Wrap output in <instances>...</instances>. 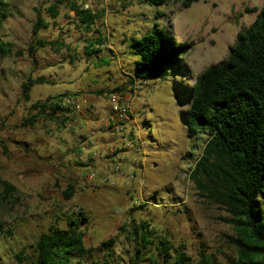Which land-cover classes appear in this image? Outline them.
<instances>
[{"label":"rangeland","instance_id":"374dc122","mask_svg":"<svg viewBox=\"0 0 264 264\" xmlns=\"http://www.w3.org/2000/svg\"><path fill=\"white\" fill-rule=\"evenodd\" d=\"M3 1L9 17L0 41L10 53L0 56V264H30L40 236L68 228L70 219L89 250L70 264H133L137 257L139 264H174L180 251L186 264L237 260L230 214L190 178L208 135L188 138L185 90L228 57L264 0H199L189 8L185 0H63L56 19L48 11L56 0ZM74 6L96 14L92 31ZM39 15L49 27L34 36ZM157 27L192 45L182 57L186 67L166 79L133 81L131 43ZM98 38L102 44L88 55ZM37 79L43 83L27 99L24 84ZM116 92L133 96L123 117L111 106ZM58 96L64 111L53 118L54 107H35ZM2 181L16 187L13 197L4 195ZM143 221L151 242L141 246L134 227Z\"/></svg>","mask_w":264,"mask_h":264},{"label":"trees","instance_id":"16d2710c","mask_svg":"<svg viewBox=\"0 0 264 264\" xmlns=\"http://www.w3.org/2000/svg\"><path fill=\"white\" fill-rule=\"evenodd\" d=\"M145 1L160 6L167 0ZM198 1L185 0L183 8ZM62 2L56 0L49 7L53 19L59 16ZM6 7L7 4L0 0V28L9 17ZM72 11L80 17L87 32L92 31L96 14L77 6ZM251 11L257 13L256 21L238 33L228 57L209 66L185 90L190 104L186 113L188 138L193 140L200 134L208 135L190 178L201 196L219 204L231 216L228 221L237 235L234 241L237 260L232 264H264V4L261 9L255 7ZM48 27L39 15L33 27L34 36ZM102 41L98 38L91 42L88 55L95 53L94 45H100ZM37 43L40 47L49 45L41 40ZM191 49L192 45L178 44L173 33L157 27L153 33L132 41L130 52L138 60L134 62L131 79L143 83L154 78L166 79L175 67L178 72L186 67L182 57ZM9 53L8 45L0 41V56ZM42 83V79L25 83L26 98L30 99L29 93L34 85ZM62 98L54 97L35 107H40V111L54 107L48 115L53 118L58 110L64 111L60 105ZM52 100L54 104L50 103ZM33 122L28 119V123ZM1 185L5 196H14V185L7 181H2ZM83 220L87 217L84 216ZM148 225L143 221L134 227L135 238L141 246L151 242ZM1 232L3 226L0 223ZM84 237L76 219L69 220L68 228L51 227L37 241L36 259L30 264H70L75 255L82 257L88 253ZM171 249L172 246H168L163 250L166 259H169ZM188 260L187 254L180 251L174 264H186ZM139 261L137 257L133 264H139ZM208 261L216 264L212 259Z\"/></svg>","mask_w":264,"mask_h":264},{"label":"built area","instance_id":"2783aa9c","mask_svg":"<svg viewBox=\"0 0 264 264\" xmlns=\"http://www.w3.org/2000/svg\"><path fill=\"white\" fill-rule=\"evenodd\" d=\"M86 8L89 9V5H86ZM135 97L136 96H134V98ZM133 101V96L125 94L124 92H116L110 97L113 111L120 114L122 117L124 113H128L132 110ZM68 103L70 102L68 101ZM76 107H80V104H77ZM116 132H119V130L117 129Z\"/></svg>","mask_w":264,"mask_h":264}]
</instances>
